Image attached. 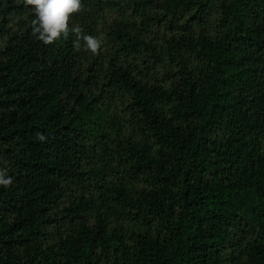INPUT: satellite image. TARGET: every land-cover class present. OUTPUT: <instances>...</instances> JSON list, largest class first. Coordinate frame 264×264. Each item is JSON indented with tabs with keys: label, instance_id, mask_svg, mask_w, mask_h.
I'll return each mask as SVG.
<instances>
[{
	"label": "trees",
	"instance_id": "trees-1",
	"mask_svg": "<svg viewBox=\"0 0 264 264\" xmlns=\"http://www.w3.org/2000/svg\"><path fill=\"white\" fill-rule=\"evenodd\" d=\"M35 18L0 0V264H264V0Z\"/></svg>",
	"mask_w": 264,
	"mask_h": 264
},
{
	"label": "clouds",
	"instance_id": "clouds-1",
	"mask_svg": "<svg viewBox=\"0 0 264 264\" xmlns=\"http://www.w3.org/2000/svg\"><path fill=\"white\" fill-rule=\"evenodd\" d=\"M32 5L36 14L33 21V32L39 40L48 44L57 40L68 31L69 14L81 7V0H25ZM88 49L95 54L100 41L95 37H85ZM7 179L0 177V183H8Z\"/></svg>",
	"mask_w": 264,
	"mask_h": 264
}]
</instances>
